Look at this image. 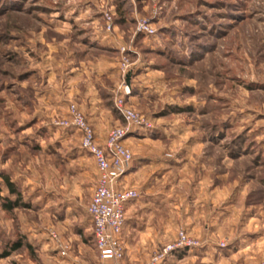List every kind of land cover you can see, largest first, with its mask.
<instances>
[{"label":"rangeland","instance_id":"374dc122","mask_svg":"<svg viewBox=\"0 0 264 264\" xmlns=\"http://www.w3.org/2000/svg\"><path fill=\"white\" fill-rule=\"evenodd\" d=\"M117 100L143 119L120 186L142 162L155 190L132 264L179 231L196 245L160 264H264V0H0V264H121L99 260L91 156L62 125L74 106L125 128Z\"/></svg>","mask_w":264,"mask_h":264},{"label":"built area","instance_id":"2783aa9c","mask_svg":"<svg viewBox=\"0 0 264 264\" xmlns=\"http://www.w3.org/2000/svg\"><path fill=\"white\" fill-rule=\"evenodd\" d=\"M115 107L119 116L124 119L126 127L110 129L102 146L98 145L92 129L74 106L70 109L71 121L62 123L82 133L81 148L91 156L96 165L98 180L87 205V214L92 223L95 250L102 262L121 260L123 255L121 233L126 221L125 207L129 201L138 197L137 190L121 189L120 183L133 162L132 153L124 146L123 140L130 129L142 124L143 119L137 112L126 107L122 100L115 101ZM178 233L176 242L164 247L145 264H160L166 256L196 245L185 232ZM51 237L58 241L55 233L52 232Z\"/></svg>","mask_w":264,"mask_h":264},{"label":"crops","instance_id":"0c3cea01","mask_svg":"<svg viewBox=\"0 0 264 264\" xmlns=\"http://www.w3.org/2000/svg\"><path fill=\"white\" fill-rule=\"evenodd\" d=\"M89 118H90L91 125L93 126L94 133H96V137L98 138L99 142L102 143L107 134V130L110 128L109 125H107V127L104 125H101L100 119L97 118V116L95 115H91V116L89 115ZM124 144L132 147L133 150L136 148V144H133V142L129 140L128 138L124 140ZM89 159L92 162V165L94 167L92 170L96 178L95 183H94V186H95L97 178H98L96 166H95V163L92 161V159L91 158ZM141 164L142 162L139 163L138 165L133 163L132 168L128 170L127 175H126V177L128 178L127 186L121 187L122 184L120 186L121 189H124V188L134 189L135 188L136 190L140 189L144 191L142 192V196H140L138 200L136 199V200L129 201L125 207V220L126 221L122 229V233H121L122 246H123L124 253H123V259L121 260V264L139 263L142 260L148 258L151 252L154 251L152 248L155 245V241L153 239H149V236H151L152 238L153 234L150 233L152 229L148 225V221L145 220L146 221V223L144 224L145 228L143 229L138 228L137 227L138 224L136 222L137 219L142 218L141 217L142 215H147L151 213L150 211L149 212L145 211V213L142 212L143 214H141L140 211H142L143 208H140V207L138 208V206L139 205H142V206L151 205L153 196H155V190H152L153 189L152 181L151 182L147 181L148 184L144 183L145 188L141 187V185L143 186V184H139V182L136 181V180H142L143 178L145 179L150 178V176L147 177L148 174L145 170L147 163L146 164L143 163L142 165ZM92 191L93 190H91V192ZM141 199L143 201H141ZM145 218L147 219L148 217L145 216ZM184 254L185 253H182V254L175 253L171 257V260L173 258L176 261L175 262L176 264H185V262H188L187 260L192 259L193 257H199L198 254H192L189 252H187L185 255Z\"/></svg>","mask_w":264,"mask_h":264},{"label":"trees","instance_id":"16d2710c","mask_svg":"<svg viewBox=\"0 0 264 264\" xmlns=\"http://www.w3.org/2000/svg\"><path fill=\"white\" fill-rule=\"evenodd\" d=\"M5 181H6L7 186L9 187V191L10 192H13L14 190H13V187H12L13 186L12 183H10L7 179H5ZM10 205L11 204L6 203L5 208L10 209L11 208ZM16 247H17V245L11 246L12 249H16Z\"/></svg>","mask_w":264,"mask_h":264},{"label":"water","instance_id":"95a60500","mask_svg":"<svg viewBox=\"0 0 264 264\" xmlns=\"http://www.w3.org/2000/svg\"><path fill=\"white\" fill-rule=\"evenodd\" d=\"M128 71H130V70H128ZM128 71L126 72L125 77H124V80H125V83L127 86L130 83V76H131V74Z\"/></svg>","mask_w":264,"mask_h":264}]
</instances>
